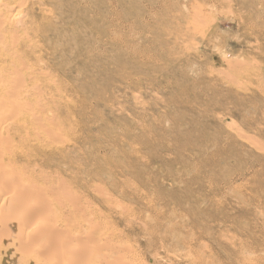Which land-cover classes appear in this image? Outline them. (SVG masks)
Listing matches in <instances>:
<instances>
[{
    "label": "rangeland",
    "instance_id": "obj_1",
    "mask_svg": "<svg viewBox=\"0 0 264 264\" xmlns=\"http://www.w3.org/2000/svg\"><path fill=\"white\" fill-rule=\"evenodd\" d=\"M25 2L0 61L34 69L19 83L45 101L37 169L107 217L118 250L102 253L264 264V0ZM14 231L0 264H21Z\"/></svg>",
    "mask_w": 264,
    "mask_h": 264
},
{
    "label": "bare ground",
    "instance_id": "obj_2",
    "mask_svg": "<svg viewBox=\"0 0 264 264\" xmlns=\"http://www.w3.org/2000/svg\"><path fill=\"white\" fill-rule=\"evenodd\" d=\"M25 1L0 0V41L6 46L10 38L12 41L11 35L13 33L9 37L2 32L7 28H14V22L20 18V8L26 4ZM9 16L10 18L13 16V19L10 20ZM5 45L1 46L0 44L1 47L6 49ZM3 51L0 49V52ZM11 61L9 58L5 59V61H0V212L8 204L7 210L10 213L8 216L0 215L1 239H6L9 231H16L17 229L16 232L14 231L16 237H12L13 235L11 236V234L9 236L12 237V242L20 240L21 253V247L14 248L19 249L17 253H20V255L18 254V260L21 261L19 262L21 264H102L104 261L114 264L112 259H116L117 255L106 252H110L111 247L116 248L111 244L114 241V235L110 232L109 226L106 225L107 217L95 208L85 207L88 204H85L87 199L84 200L85 206L83 205V207V202L78 201L83 200L78 198L77 195L76 198V192H74L76 190H71L72 187L69 189L68 185V191L64 187L67 193L56 192L60 190L56 188H63L61 186L62 178L59 177L60 180H58L55 177L53 181L50 175L49 181L45 180L48 172H45L44 169H37L40 165L38 166V163H35L38 155L35 142H38L44 136L43 126L47 124L45 117L47 114H45L44 108L45 101L42 97L37 98L35 93H41V89L39 91L34 88L35 86H31L33 89H37L35 91L27 85L24 88L25 81L21 82V84L19 83L23 74L24 76L28 75L27 77L30 76L29 78L34 81L33 78L36 76L34 69L26 67L23 74L18 73L14 69L17 67H12L14 63ZM23 65L20 67H23ZM18 85L23 86V90L20 92H16ZM17 88L20 90V86ZM47 119L49 118L47 117ZM43 139H45V136ZM24 161H28V163L27 166L22 167L21 164ZM36 170L40 173L38 178L34 175ZM54 175L57 176L58 174ZM34 176L38 181H35ZM53 182L57 183V185L54 186ZM68 184L70 185V183ZM47 185L51 188L50 190L46 189ZM31 198L37 199L31 200ZM15 211L19 212L16 218L12 216ZM18 219L21 220V226ZM40 220L42 223L39 225L36 221ZM83 232H85V235L90 233V236L83 238ZM87 242H93L94 245L93 243L85 245ZM24 244L31 245V248L24 249ZM2 248L4 249V247L0 246V263L2 260L13 262L11 259L15 256L11 258V251L8 248L3 251ZM103 249L106 250L104 254L102 253ZM64 250H66L67 258L69 256V260L65 261L66 263L61 262V257L63 256L61 252H64ZM15 251L13 250L12 253H16ZM7 253L8 258L4 259L2 257V259L1 256L3 254L7 255ZM97 253H101L103 256L101 254V256L96 255ZM41 254H48L49 258L46 259V262L41 261ZM118 254L120 255V252ZM94 256H100L103 259L100 258V260ZM113 256L116 258H112ZM121 258L123 259L121 260ZM121 258L115 260V263L128 264L123 261L126 255L125 258ZM31 259L32 261H30ZM121 261L124 263H121ZM131 264H139V262Z\"/></svg>",
    "mask_w": 264,
    "mask_h": 264
}]
</instances>
